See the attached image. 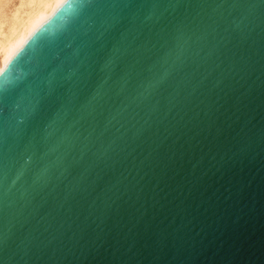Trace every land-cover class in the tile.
Instances as JSON below:
<instances>
[{
  "label": "water",
  "instance_id": "1",
  "mask_svg": "<svg viewBox=\"0 0 264 264\" xmlns=\"http://www.w3.org/2000/svg\"><path fill=\"white\" fill-rule=\"evenodd\" d=\"M0 264H264V0H67L0 72Z\"/></svg>",
  "mask_w": 264,
  "mask_h": 264
},
{
  "label": "bare ground",
  "instance_id": "2",
  "mask_svg": "<svg viewBox=\"0 0 264 264\" xmlns=\"http://www.w3.org/2000/svg\"><path fill=\"white\" fill-rule=\"evenodd\" d=\"M64 0H0V72Z\"/></svg>",
  "mask_w": 264,
  "mask_h": 264
},
{
  "label": "snow or ice",
  "instance_id": "3",
  "mask_svg": "<svg viewBox=\"0 0 264 264\" xmlns=\"http://www.w3.org/2000/svg\"><path fill=\"white\" fill-rule=\"evenodd\" d=\"M64 2H67V0H64Z\"/></svg>",
  "mask_w": 264,
  "mask_h": 264
}]
</instances>
